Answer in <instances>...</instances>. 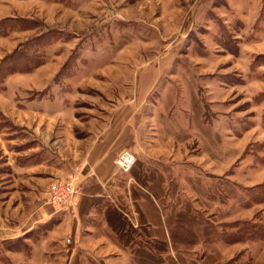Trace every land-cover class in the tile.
<instances>
[{
    "label": "rangeland",
    "instance_id": "1",
    "mask_svg": "<svg viewBox=\"0 0 264 264\" xmlns=\"http://www.w3.org/2000/svg\"><path fill=\"white\" fill-rule=\"evenodd\" d=\"M243 4V0H0V21H14L0 26V61L25 47L28 51H23L30 53L36 46L32 40L44 34L49 38L39 46L43 63L29 73L4 78L0 95L8 91L10 78L16 77L11 81L17 83L18 75H32L21 80L40 82L43 88L27 94L18 91L16 109L26 108L29 100H43L45 108L54 92L71 97L75 104L71 121L56 123L47 116L24 117L12 107L14 102L9 106L0 99V235L14 232L4 229L2 220L13 224L20 217L19 209L14 210L22 201L19 195L28 199L22 201L25 207L38 197L52 207L49 190L55 180L45 188L35 180L33 189L25 191L19 188L29 189L24 180L17 182L11 175L6 152L22 148L12 139L32 138L22 133L28 129L44 146L55 148L61 160L75 164L71 171L86 164L82 184L88 168L89 175L96 171L89 167L82 141L113 131L120 118L121 150L131 151L137 163L154 173L148 183L155 187L158 206L176 225L172 242L205 243L216 240V227L239 221L264 223V202L245 207L239 201L246 196L241 187L264 185L260 95L264 46L255 47V54L244 51L245 45L264 39V8L260 5L252 13ZM256 56L261 62L251 70ZM65 137L71 139L70 158L63 155ZM145 190L131 174L118 175L116 203L138 227L144 219L142 210H149L148 200L142 199ZM231 190L236 201L227 199ZM12 194L14 200L9 199ZM70 239L65 245L77 251L78 238ZM154 242L157 247L161 243ZM10 255L9 259L0 249V264H28L27 258ZM218 264H264V241L231 248Z\"/></svg>",
    "mask_w": 264,
    "mask_h": 264
},
{
    "label": "crops",
    "instance_id": "2",
    "mask_svg": "<svg viewBox=\"0 0 264 264\" xmlns=\"http://www.w3.org/2000/svg\"><path fill=\"white\" fill-rule=\"evenodd\" d=\"M243 3V7L246 10L249 7V11L251 10L252 13L258 11L260 5L264 8V0H243ZM247 13L248 11L244 12V14ZM248 22L250 23L249 20ZM263 40L258 45H245L244 51L248 54L257 53L255 47L264 46ZM60 67L54 72V77L59 72ZM18 76L21 78L32 77V75ZM21 78L17 80V83L11 81L16 80V77L10 78L6 82L8 91L4 95H0V99L8 102L9 106L14 102L15 105L12 107L27 118L35 115V117L44 118L47 116L56 123L71 121L70 116L74 117L75 115L74 99L69 96L55 95V92L54 99L50 100L45 108L41 107L43 100H29L25 104L26 108L16 109L17 103H20L16 99L18 91L20 94H27L31 91H40L43 88V84L40 82H32L29 79L21 80ZM12 93L14 97L11 95ZM69 127L68 124L66 127L67 135L70 132ZM122 127V118H120L119 124L114 125L113 131L108 129L100 135L101 138L94 135L88 136L82 141L86 146L85 152L91 163L89 167H94L96 171L94 175H89L90 169L88 168L81 185V194L76 202L77 205H75V210L73 209L74 212L72 210H55L48 206L45 201H40L41 198L39 197L32 199L31 204L25 207L22 201L24 203V200L28 199L19 195L22 201H19L14 210L19 209L20 217L17 218V221L12 218L13 224H6L5 218L2 220L4 229L14 231L10 234L0 235V249H3L7 256L11 254L10 256L22 257L25 260L27 258L28 264H52L53 262L54 264H218V259L225 260L226 254L231 248L245 247L249 244V242L226 243L217 237H214L216 240L205 243L196 241L172 242L171 234L176 225L171 224L170 214L158 206V201L153 193L145 190L142 199L148 200L149 210H142L141 216L144 219L141 220L139 227L134 222L131 224L133 228L144 231V237L147 240L145 242L147 252L140 253L142 257H138V255H133L129 249H124L117 241L114 230L106 218L105 210L102 209L107 202L118 207L116 203L118 200L116 195L117 178L121 173L116 171L114 161L123 148ZM22 133L30 135L32 138L25 136L12 139L20 142L22 148L6 152L11 175L17 182L24 180V184H22L29 188L19 187L20 189L32 190L31 183L35 180H38L37 184H41L40 187L45 188L52 181L71 171L75 164H69L67 159L61 160L63 156L56 153L55 148L52 151V146H44L42 140L34 137L28 129H23ZM64 141L63 155L70 158L72 145L70 150L68 142L71 143V139L65 137ZM13 195L10 196V200H14ZM224 228L222 226V229ZM216 229L219 228L216 227ZM71 236L78 238L77 251L74 250L75 247L70 250L65 245V240ZM27 237L28 241L25 240ZM155 240L161 242L158 247L154 242ZM198 250L203 251L199 253ZM53 256L54 258H52ZM11 261L13 260L11 259Z\"/></svg>",
    "mask_w": 264,
    "mask_h": 264
},
{
    "label": "trees",
    "instance_id": "3",
    "mask_svg": "<svg viewBox=\"0 0 264 264\" xmlns=\"http://www.w3.org/2000/svg\"><path fill=\"white\" fill-rule=\"evenodd\" d=\"M5 21L14 22L11 19H5L0 21V26L4 24ZM25 22V21H20ZM27 22V21H26ZM53 34V32H50ZM47 34L40 36V38H36L32 41L36 42V46L33 48L34 50H30V53L23 51L24 49H19L14 51L12 54L6 56L4 59L0 61V83L4 78L13 74V73H29L31 70L33 71L35 68L39 67L43 60L40 54V47H42L41 42L49 40L46 38ZM54 37H56V33L54 32ZM52 36V38L54 39ZM36 40V41H35ZM32 42V44L34 43ZM31 46V44L29 43ZM261 57H255L253 64L251 65V70H256L258 66L254 65V63L259 64ZM253 68V69H252ZM260 95H264L260 94ZM264 123V119H263ZM137 163V161H136ZM135 163L129 174L132 175V178L136 181L138 185L146 189V191L153 192L154 185L148 183V179L150 174L154 173L151 171L149 167L141 164V162ZM229 184V182H227ZM151 187V188H150ZM241 192H245L246 196L239 199L240 203H243V206L250 207L252 204H262L264 202V185H258L252 188H240ZM227 196L228 200H235L236 194L234 190H231L230 194ZM248 198V200L246 199ZM227 200V201H228ZM102 209L105 210V215L107 220L109 221L113 232L117 237V241L124 249H129L133 255H138V257H142L140 253L147 252V246L144 244L146 242V238L143 236L141 231L137 228H133L132 224L128 220V218L122 214L120 208L110 202H107L103 205ZM223 227H228L224 229H214L216 232V237L226 243H248L256 242V241H264V223L256 222V221H239L234 222L229 225H222ZM6 264H12L11 262H7Z\"/></svg>",
    "mask_w": 264,
    "mask_h": 264
},
{
    "label": "built area",
    "instance_id": "4",
    "mask_svg": "<svg viewBox=\"0 0 264 264\" xmlns=\"http://www.w3.org/2000/svg\"><path fill=\"white\" fill-rule=\"evenodd\" d=\"M136 163L135 155L129 150L121 151L115 160V168L119 173H130ZM86 164L74 168L64 178H58L50 186V204L58 211L70 210L76 204L81 194V179L85 172ZM71 243L67 237L66 244Z\"/></svg>",
    "mask_w": 264,
    "mask_h": 264
}]
</instances>
